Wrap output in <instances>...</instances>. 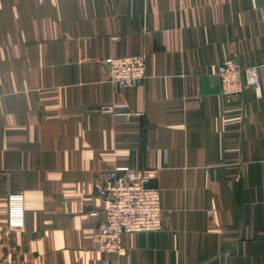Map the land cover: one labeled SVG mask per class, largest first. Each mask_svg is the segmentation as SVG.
<instances>
[{
	"label": "crops",
	"instance_id": "obj_1",
	"mask_svg": "<svg viewBox=\"0 0 264 264\" xmlns=\"http://www.w3.org/2000/svg\"><path fill=\"white\" fill-rule=\"evenodd\" d=\"M137 54L145 79H106L105 58ZM228 58L259 66V91L222 96ZM115 167L157 169L163 210L119 257L95 248ZM0 261L264 264V0H0Z\"/></svg>",
	"mask_w": 264,
	"mask_h": 264
},
{
	"label": "built area",
	"instance_id": "obj_2",
	"mask_svg": "<svg viewBox=\"0 0 264 264\" xmlns=\"http://www.w3.org/2000/svg\"><path fill=\"white\" fill-rule=\"evenodd\" d=\"M116 40L117 37H112ZM106 79L121 88L133 86L146 78L145 58L142 54L111 56L103 60ZM258 65L242 66L228 58L218 64L221 94L225 98L240 96L246 87L260 89ZM102 112L111 113L117 119L128 121L133 112L126 103H112L101 107ZM157 169L115 167L105 172L99 187V195L105 202L104 219L97 229L95 248L100 253L119 257L126 251L122 235L159 231L163 227V210L160 190L149 185ZM209 210V215H212ZM7 227L11 231H22L25 227V198L17 191L9 192L6 198ZM0 264H9L0 261Z\"/></svg>",
	"mask_w": 264,
	"mask_h": 264
}]
</instances>
